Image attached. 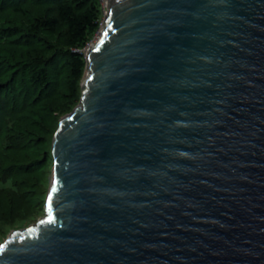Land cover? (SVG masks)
<instances>
[{
    "label": "water",
    "instance_id": "obj_1",
    "mask_svg": "<svg viewBox=\"0 0 264 264\" xmlns=\"http://www.w3.org/2000/svg\"><path fill=\"white\" fill-rule=\"evenodd\" d=\"M86 62L0 264H264V0H108Z\"/></svg>",
    "mask_w": 264,
    "mask_h": 264
},
{
    "label": "trees",
    "instance_id": "obj_2",
    "mask_svg": "<svg viewBox=\"0 0 264 264\" xmlns=\"http://www.w3.org/2000/svg\"><path fill=\"white\" fill-rule=\"evenodd\" d=\"M101 18L99 0H0V240L45 212L53 137Z\"/></svg>",
    "mask_w": 264,
    "mask_h": 264
},
{
    "label": "built area",
    "instance_id": "obj_3",
    "mask_svg": "<svg viewBox=\"0 0 264 264\" xmlns=\"http://www.w3.org/2000/svg\"><path fill=\"white\" fill-rule=\"evenodd\" d=\"M99 2L101 4V9H102V18L100 20L99 29L94 35V37L92 38V40L89 41L83 49L79 50V52L84 54L85 57L87 56V49L91 46H94L101 39L103 31H104V22L107 16L108 0H99Z\"/></svg>",
    "mask_w": 264,
    "mask_h": 264
},
{
    "label": "rangeland",
    "instance_id": "obj_4",
    "mask_svg": "<svg viewBox=\"0 0 264 264\" xmlns=\"http://www.w3.org/2000/svg\"><path fill=\"white\" fill-rule=\"evenodd\" d=\"M81 102V101H80ZM80 104V103H79ZM51 176H50V180H51V177H52V169H53V165H51ZM45 215V212L37 217L35 220L31 221V222H28V223H25L23 226L19 227L20 225H17L7 236H5L3 239L0 240V244H2L4 241H6V239L8 238V236L15 230H21V229H25L27 227H30L31 225L35 224L39 219L43 218Z\"/></svg>",
    "mask_w": 264,
    "mask_h": 264
}]
</instances>
